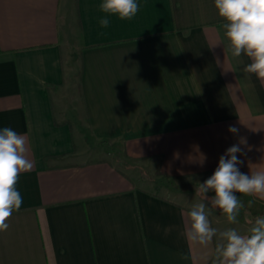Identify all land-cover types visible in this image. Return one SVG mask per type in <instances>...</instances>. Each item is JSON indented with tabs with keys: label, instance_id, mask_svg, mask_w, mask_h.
I'll use <instances>...</instances> for the list:
<instances>
[{
	"label": "crops",
	"instance_id": "1",
	"mask_svg": "<svg viewBox=\"0 0 264 264\" xmlns=\"http://www.w3.org/2000/svg\"><path fill=\"white\" fill-rule=\"evenodd\" d=\"M102 2L0 0V130L25 136L33 162L17 183L23 204L0 232V264H211L215 237L187 241L192 196L172 183L204 182L237 144L242 173L264 170V81L243 72L248 57L231 55L214 0H137L123 21ZM66 42L79 67L65 114L82 107L81 144L57 97ZM110 142L154 169L160 156L165 188L95 159ZM209 221L242 235L251 227L211 210Z\"/></svg>",
	"mask_w": 264,
	"mask_h": 264
},
{
	"label": "clouds",
	"instance_id": "2",
	"mask_svg": "<svg viewBox=\"0 0 264 264\" xmlns=\"http://www.w3.org/2000/svg\"><path fill=\"white\" fill-rule=\"evenodd\" d=\"M214 6L219 17L226 21L222 27L231 55L234 58L242 54L248 57L250 63L243 72L264 81V0H214ZM99 9L123 21L134 18L139 6L137 0H103ZM99 24L107 28L110 19L103 16ZM217 63H220L218 57ZM228 130L238 132L235 127ZM26 145V137L13 129L5 127L0 130V232L7 231L8 220L23 204L17 183L21 173L33 168V162L26 155ZM238 153L242 154V149L237 144L220 156L213 174L204 182H198L196 195L199 202L188 212L189 225L184 235L191 245L207 247L215 237L211 264H264V216L255 218L254 222L250 220L251 227L245 235L234 228L220 231L209 221L210 209H219L230 224L236 223L244 208L237 193L264 199V170L250 175L242 173ZM248 203L250 206L252 201ZM181 258L188 257L182 254Z\"/></svg>",
	"mask_w": 264,
	"mask_h": 264
},
{
	"label": "rangeland",
	"instance_id": "3",
	"mask_svg": "<svg viewBox=\"0 0 264 264\" xmlns=\"http://www.w3.org/2000/svg\"><path fill=\"white\" fill-rule=\"evenodd\" d=\"M66 44V45H65ZM64 45V55H63V66L65 70V85L60 93H58V101L61 104L62 118H67L70 121L71 115L74 116L76 120H72V126L74 128V132L76 134V139L79 144H81L84 136H82L85 122L81 117L84 116V112L82 107L77 103V108L70 115V113L65 114L67 102H69L72 92L75 91V84L77 82L78 75V56L75 50H71V43L66 42ZM71 101V100H70ZM71 104V102H70ZM69 105V103H68ZM76 107V106H75ZM73 121H75L73 124ZM106 147H94L95 151L93 152V157L95 159H109L115 164L117 167H120L123 171L128 174L136 184L140 187H144L147 189H154L155 185L158 186L160 190H163L165 186L159 185V182H164L165 180L161 179L159 175H155V169L148 163L147 161H134L126 158L118 145H114L110 142L108 145L105 144ZM108 147H112L111 150L107 149ZM198 182L202 183V179L200 178H187L182 181H175L172 184H175L176 188L181 190H186V192L191 194L192 200L189 201V204L193 205L199 202V197L196 194V188L198 187ZM174 186V185H173ZM174 186V187H175ZM158 189V190H159ZM195 193V194H194ZM195 195V196H194ZM211 195V193H210ZM238 198L243 202L244 208L241 209L239 216L237 217V222L249 223L255 221V218L264 216V203L258 202L256 200L250 199L247 196L238 193ZM252 201L249 206V201ZM178 201H183L181 197L178 198ZM211 213L215 216H220L223 219V222H226L227 219L225 215L219 209H210ZM228 222V221H227Z\"/></svg>",
	"mask_w": 264,
	"mask_h": 264
},
{
	"label": "trees",
	"instance_id": "4",
	"mask_svg": "<svg viewBox=\"0 0 264 264\" xmlns=\"http://www.w3.org/2000/svg\"><path fill=\"white\" fill-rule=\"evenodd\" d=\"M77 87L79 88V85H77ZM160 164H161V157L159 156V161H158V164H157V166L155 168L154 174L155 175L166 176V174H164L163 172H161V170H160Z\"/></svg>",
	"mask_w": 264,
	"mask_h": 264
}]
</instances>
